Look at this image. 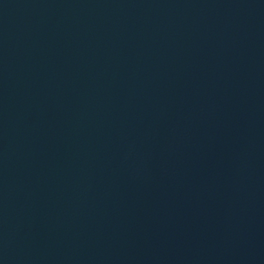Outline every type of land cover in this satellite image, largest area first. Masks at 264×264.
Returning <instances> with one entry per match:
<instances>
[{
  "label": "water",
  "instance_id": "1",
  "mask_svg": "<svg viewBox=\"0 0 264 264\" xmlns=\"http://www.w3.org/2000/svg\"><path fill=\"white\" fill-rule=\"evenodd\" d=\"M0 264H264V0H0Z\"/></svg>",
  "mask_w": 264,
  "mask_h": 264
}]
</instances>
